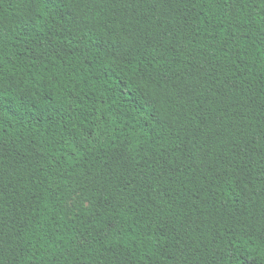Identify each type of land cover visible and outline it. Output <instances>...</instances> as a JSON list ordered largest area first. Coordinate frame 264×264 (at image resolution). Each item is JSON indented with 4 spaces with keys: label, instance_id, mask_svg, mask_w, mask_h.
<instances>
[{
    "label": "trees",
    "instance_id": "16d2710c",
    "mask_svg": "<svg viewBox=\"0 0 264 264\" xmlns=\"http://www.w3.org/2000/svg\"><path fill=\"white\" fill-rule=\"evenodd\" d=\"M0 264H264V0H0Z\"/></svg>",
    "mask_w": 264,
    "mask_h": 264
}]
</instances>
